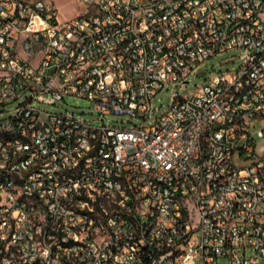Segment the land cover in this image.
<instances>
[{"label": "built area", "instance_id": "obj_1", "mask_svg": "<svg viewBox=\"0 0 264 264\" xmlns=\"http://www.w3.org/2000/svg\"><path fill=\"white\" fill-rule=\"evenodd\" d=\"M77 2L0 0V264H264V0Z\"/></svg>", "mask_w": 264, "mask_h": 264}, {"label": "rangeland", "instance_id": "obj_2", "mask_svg": "<svg viewBox=\"0 0 264 264\" xmlns=\"http://www.w3.org/2000/svg\"><path fill=\"white\" fill-rule=\"evenodd\" d=\"M59 8L60 19H67L76 16L80 10V4L77 0H54ZM241 51L232 50L225 52L222 55H217L207 59L204 65L201 67L196 76H189L187 88L183 90L176 89L179 95H184L189 91L195 89L196 86H201L204 80L213 72H226L238 69L241 64L239 59ZM171 86H165L162 90L158 91L153 98V107H158V110L153 113L152 119L162 114L171 103ZM24 102V98L12 102L6 109L4 116L9 114V111L15 108L18 104ZM36 106L46 112L51 113H72L77 118L83 119L89 122L97 121V113L94 110V103L85 98H81L75 95H67L63 100L56 101L54 104L38 103ZM104 122L106 125L116 128H128L132 125H137L139 121L129 118L127 116L108 115Z\"/></svg>", "mask_w": 264, "mask_h": 264}]
</instances>
